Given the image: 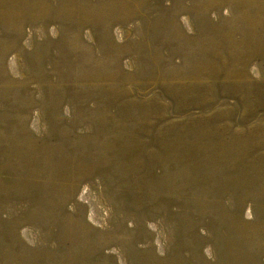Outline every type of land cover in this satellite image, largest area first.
<instances>
[{"label": "rangeland", "instance_id": "obj_1", "mask_svg": "<svg viewBox=\"0 0 264 264\" xmlns=\"http://www.w3.org/2000/svg\"><path fill=\"white\" fill-rule=\"evenodd\" d=\"M0 264H264V0H0Z\"/></svg>", "mask_w": 264, "mask_h": 264}]
</instances>
